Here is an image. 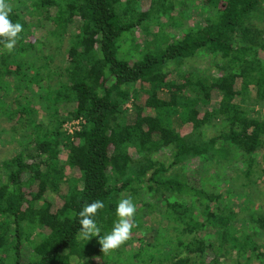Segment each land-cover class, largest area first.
I'll use <instances>...</instances> for the list:
<instances>
[{
  "label": "trees",
  "instance_id": "16d2710c",
  "mask_svg": "<svg viewBox=\"0 0 264 264\" xmlns=\"http://www.w3.org/2000/svg\"><path fill=\"white\" fill-rule=\"evenodd\" d=\"M7 2L0 264H264V0ZM128 196L130 240L78 236L86 202L104 236Z\"/></svg>",
  "mask_w": 264,
  "mask_h": 264
},
{
  "label": "clouds",
  "instance_id": "9594fccd",
  "mask_svg": "<svg viewBox=\"0 0 264 264\" xmlns=\"http://www.w3.org/2000/svg\"><path fill=\"white\" fill-rule=\"evenodd\" d=\"M11 12L12 7L7 0H0V43L8 52L14 50L20 33L24 30L21 23H13L9 18ZM104 207V202L99 199L83 205L78 213L80 225L78 236L84 240H90L93 236L98 237L97 243L100 245V251L108 253L120 248L131 239L133 229L138 227L134 220L137 208L131 196L120 199L115 208L117 221L109 233L101 236V229L94 217Z\"/></svg>",
  "mask_w": 264,
  "mask_h": 264
},
{
  "label": "rangeland",
  "instance_id": "374dc122",
  "mask_svg": "<svg viewBox=\"0 0 264 264\" xmlns=\"http://www.w3.org/2000/svg\"><path fill=\"white\" fill-rule=\"evenodd\" d=\"M15 1H18V0H15ZM142 1H146V0H142ZM184 22H186V21H184ZM184 24V23H183ZM45 29L47 30V29H51V27H50V25L49 24H47L46 26H45ZM65 46H66V41H65V38H62V40H61V45H60V47H58V50L57 49H55V48H51V47H49V46H46L45 48H44V53L42 54V56L40 57V59L39 60H41L39 63L40 64H44V63H46V62H48L46 59H44V56L46 55H53V57H54V62H53V64H59L60 63V61H61V59H62V53H63V51H64V48H65ZM36 49V48H35ZM35 49H29V50H27L26 52H25V57L26 58H29V59H31L32 57H33V55L36 53L35 52ZM124 56V55H123ZM126 57V56H125ZM128 57H130V56H128ZM59 61V62H58ZM9 81V80H8ZM8 81H4L5 83H3L2 85H3V87L5 88V95H6V100H8V96L10 97V96H13V99L14 98H16L17 100H19V98L18 97H20L21 95H23V94H27V95H23V96H25V97H27V96H29V97H33V96H35V93H34V87L33 86H29V85H24V90L25 89H27L26 91L27 92H23L22 91V89L20 88H18L16 85H13L10 81L8 82ZM36 84H37V82H35ZM37 86H38V84H37ZM20 95V96H19ZM36 101H38V100H36ZM0 104H2V101L0 102ZM7 106H9V104L7 105ZM6 105L5 106H3V110H2V112H1V110H0V120L2 119V116H4V115H6L8 112L10 113L11 112V110L7 107ZM35 106H37V105H35ZM8 113V114H9ZM2 144V143H1ZM4 147V146H3ZM8 149H10V148H6V147H4L1 151H0V158L2 157V158H6L5 157V152H6V150H8ZM258 159H259V161L258 160H256V158H255V160L256 161H258L257 163V166L260 164L259 162H261V158H259L258 157ZM261 165V164H260ZM250 166L253 168V172L254 171H256V168H255V166L256 165H253V163L251 162L250 163ZM261 187H262V185H261ZM256 205H259V204H256ZM263 207H264V204L262 205ZM35 239V237L34 236H32V238H31V240H34ZM223 262H224V264H232L231 262H229V259H224L223 260ZM98 264H100V263H98Z\"/></svg>",
  "mask_w": 264,
  "mask_h": 264
},
{
  "label": "built area",
  "instance_id": "2783aa9c",
  "mask_svg": "<svg viewBox=\"0 0 264 264\" xmlns=\"http://www.w3.org/2000/svg\"><path fill=\"white\" fill-rule=\"evenodd\" d=\"M77 125H78V122H71V123H67L64 125V128L65 130L68 132V133H72L74 130L77 129Z\"/></svg>",
  "mask_w": 264,
  "mask_h": 264
}]
</instances>
